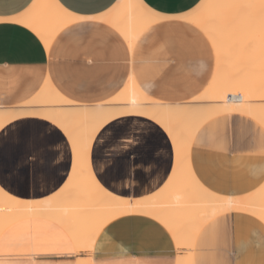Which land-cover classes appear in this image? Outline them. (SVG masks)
I'll list each match as a JSON object with an SVG mask.
<instances>
[{"label": "crops", "instance_id": "1", "mask_svg": "<svg viewBox=\"0 0 264 264\" xmlns=\"http://www.w3.org/2000/svg\"><path fill=\"white\" fill-rule=\"evenodd\" d=\"M48 1L73 20L54 36L49 50L24 25L41 0H0V109H21L46 80L80 106L106 103L129 76L162 104L180 106L200 89V80H194L193 92L186 88L184 58L170 61L158 49L169 44L175 49L187 32L201 31L188 20L208 0H135L156 22L142 31L131 52L102 23L124 0ZM149 39L151 46L143 47ZM144 55L145 70L138 68ZM89 162L98 184L118 198L146 200L180 185L169 183L175 165L170 138L147 118L125 116L105 124L92 142ZM188 162L207 191L246 197L264 185V127L242 114L218 115L195 133ZM72 167V147L51 122L19 117L0 129V189L7 195L30 202L54 199ZM185 250L176 248L162 224L143 214L108 222L89 253L78 251L62 226L41 216L18 220L0 233V264H77L86 258L92 264H176ZM191 252L192 264H264V224L245 212L221 213L202 225Z\"/></svg>", "mask_w": 264, "mask_h": 264}, {"label": "bare ground", "instance_id": "2", "mask_svg": "<svg viewBox=\"0 0 264 264\" xmlns=\"http://www.w3.org/2000/svg\"><path fill=\"white\" fill-rule=\"evenodd\" d=\"M188 21L208 37L214 50V76L202 95L193 100L211 102L207 107L156 102L129 76L120 92L102 104L103 108L74 104L46 80L21 109H0V129L19 117L41 118L66 135L73 152L69 180L54 199L18 200L0 189V233L18 220L41 216L62 226L78 251L89 253L96 236L108 222L123 215L143 214L168 230L177 249L187 250L184 256H178L176 264H192L196 235L214 216L245 212L264 224V185L242 198L219 196L196 181L188 162L195 133L202 124L218 115L242 114L264 127V104L253 103L255 99L264 100V0H208ZM155 22L135 0H124L102 21L119 34L130 52L142 31ZM68 23L48 0H43L24 25L49 50L54 36ZM239 65L248 69L247 75L234 74L233 70ZM230 95H240L241 100H229ZM125 116L147 118L168 134L175 155L169 183L180 184L176 189H165L146 200L130 201L110 194L98 184L89 162L92 142L105 124ZM77 264H92V260L80 259Z\"/></svg>", "mask_w": 264, "mask_h": 264}, {"label": "rangeland", "instance_id": "3", "mask_svg": "<svg viewBox=\"0 0 264 264\" xmlns=\"http://www.w3.org/2000/svg\"><path fill=\"white\" fill-rule=\"evenodd\" d=\"M42 1L43 0H41V2ZM63 17L69 22L68 25L70 23H73V20L71 21L65 16ZM150 39L145 42H142L141 45L143 47L151 46V43H148L150 42ZM177 46L178 47H175V49H172V44L166 45L165 48L163 47V48L158 49L159 50L158 54L162 55V53L164 52L165 54L164 57L168 58V60L170 61H172V59L176 57H180L181 59L184 58V66H183L184 71L182 73V78L185 82L186 88H190V91L193 92L194 80L195 81L200 80V85H201L200 89L197 90V92L195 93L193 97H191L190 99H186L184 101L185 103H179V105H183L185 107H193V106L207 107L211 105V102H207L204 99L193 101L194 98H197L200 95H202L204 90L210 84L212 77L214 75V72H215L214 54H213L210 43L206 39L205 34L199 30L187 32L184 37L182 36L180 38L179 44ZM155 55L156 54L152 55L150 53L148 56L152 57ZM139 61L141 65L138 66V68L144 69L145 68L144 67L145 55L144 57L142 56L138 58V62ZM233 72L236 76H242V75H247L249 71L244 65H239V67L234 69ZM170 103L171 102H169V104ZM253 103L261 105V104H264V100L255 99ZM171 104H174V103H171ZM99 106H102V104ZM103 107L105 106H102V108Z\"/></svg>", "mask_w": 264, "mask_h": 264}, {"label": "built area", "instance_id": "4", "mask_svg": "<svg viewBox=\"0 0 264 264\" xmlns=\"http://www.w3.org/2000/svg\"><path fill=\"white\" fill-rule=\"evenodd\" d=\"M229 100H232V101H240L241 100V96L240 95H230L228 96Z\"/></svg>", "mask_w": 264, "mask_h": 264}]
</instances>
